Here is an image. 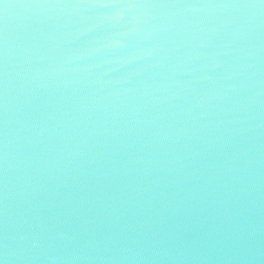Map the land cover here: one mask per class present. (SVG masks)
Masks as SVG:
<instances>
[{
  "label": "water",
  "instance_id": "obj_1",
  "mask_svg": "<svg viewBox=\"0 0 264 264\" xmlns=\"http://www.w3.org/2000/svg\"><path fill=\"white\" fill-rule=\"evenodd\" d=\"M52 2L75 0H9ZM160 15L9 9L0 264H264L259 9L238 37L202 13L156 31Z\"/></svg>",
  "mask_w": 264,
  "mask_h": 264
},
{
  "label": "snow or ice",
  "instance_id": "obj_2",
  "mask_svg": "<svg viewBox=\"0 0 264 264\" xmlns=\"http://www.w3.org/2000/svg\"><path fill=\"white\" fill-rule=\"evenodd\" d=\"M0 6L3 7V35L0 37V51L4 57V78H5V98L7 99L9 87V59H10V25L9 9L12 7L19 9H66V8H113V9H153L161 13L158 17L160 24L156 25V31H168L172 28H181L184 26L183 14L185 13H202L215 15L221 18L218 28L213 29L215 32L230 30L233 36H240L247 29L253 12L259 9V16L262 25H264V0H223V2L207 3H187L184 0H75V2H52V3H24L12 5L9 0H0ZM115 19H123L120 14L115 15ZM111 47H121L120 41H115L109 45ZM80 57H76L79 59ZM5 126L7 127V110L5 112ZM8 155L9 145L7 140L4 144V172H5V189L7 191L8 180ZM7 200V197H5ZM7 203L5 211L7 214ZM58 240L66 239L63 233L58 234ZM93 242L89 241L88 247ZM33 247H38L34 243Z\"/></svg>",
  "mask_w": 264,
  "mask_h": 264
}]
</instances>
